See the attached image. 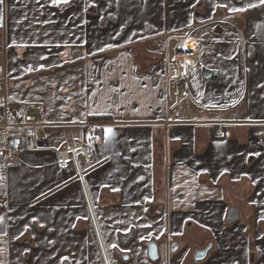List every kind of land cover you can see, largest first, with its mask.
<instances>
[{"label": "crops", "instance_id": "0c3cea01", "mask_svg": "<svg viewBox=\"0 0 264 264\" xmlns=\"http://www.w3.org/2000/svg\"><path fill=\"white\" fill-rule=\"evenodd\" d=\"M2 13L11 94L47 123L0 181L3 264H99V242L115 250L123 236L128 249L156 240L159 259L114 264H194L206 247L198 264H264L259 0H5ZM171 37L196 56L168 77ZM149 41L165 56L136 52ZM97 116L108 119L80 160L83 184L58 152L83 144Z\"/></svg>", "mask_w": 264, "mask_h": 264}, {"label": "built area", "instance_id": "2783aa9c", "mask_svg": "<svg viewBox=\"0 0 264 264\" xmlns=\"http://www.w3.org/2000/svg\"><path fill=\"white\" fill-rule=\"evenodd\" d=\"M176 41L173 59L179 64L182 60H191L196 52L186 47L181 49V39L171 37L167 43ZM169 58V57H168ZM167 64L170 65V59ZM11 79L6 63L0 64V181L7 179L9 172L17 166L22 152L36 149L37 145L46 138L47 123L43 117L42 107L37 104L19 102L11 94ZM171 113L173 115H171ZM174 112H170V118ZM102 122H85L81 127L85 130L83 144L58 152L59 168L65 169L73 163L81 174L80 160L91 161L98 141L97 130ZM7 204L6 196L0 194V207Z\"/></svg>", "mask_w": 264, "mask_h": 264}, {"label": "flooded vegetation", "instance_id": "af4514ba", "mask_svg": "<svg viewBox=\"0 0 264 264\" xmlns=\"http://www.w3.org/2000/svg\"><path fill=\"white\" fill-rule=\"evenodd\" d=\"M184 83L182 82L183 87ZM171 115H173L171 113ZM93 220L96 223V217L93 215ZM95 227V226H94ZM95 229V234L98 236L100 234V231ZM125 236L122 237L120 243H119V248L115 250H111L110 248H106L104 246L103 242H99V246L97 248V256H98V261L99 264H114L113 257H117V259L123 263L131 261L132 259V253L133 252H142L143 250L146 251V254L148 255L149 259L152 260L153 262H156L159 259V251H158V243L156 240L150 239L146 241L145 243H142L139 246H134L132 249H128L127 247L129 246L128 242L125 241ZM150 247H156V259H152L149 255ZM123 249L124 251H121ZM113 255V256H112ZM63 264V263H62ZM65 264H71V263H65ZM195 264V263H194Z\"/></svg>", "mask_w": 264, "mask_h": 264}, {"label": "rangeland", "instance_id": "374dc122", "mask_svg": "<svg viewBox=\"0 0 264 264\" xmlns=\"http://www.w3.org/2000/svg\"><path fill=\"white\" fill-rule=\"evenodd\" d=\"M181 49L182 47L184 48V41H181ZM175 44L176 41L172 40L171 41V48H170V66L171 68H169V72H167V76L170 77V75L173 72V68L178 67V64L176 63V61L173 59L174 56V49H175ZM136 52H156L157 54H164L167 52V48H166V43L164 42H154V41H149L148 43L144 44H140L138 48H136ZM3 62L0 61V64H2ZM182 83V82H181ZM66 130V128H62V131Z\"/></svg>", "mask_w": 264, "mask_h": 264}, {"label": "snow or ice", "instance_id": "6c2138e0", "mask_svg": "<svg viewBox=\"0 0 264 264\" xmlns=\"http://www.w3.org/2000/svg\"><path fill=\"white\" fill-rule=\"evenodd\" d=\"M4 2L5 0H0V27H3V13H2V9H3V6H4ZM61 0H53V3H60ZM63 3H68V0H62ZM259 4L260 5H264V0H259ZM257 5L255 4H249L248 7L249 8H252V7H256ZM246 9L245 8H231L230 11H233V12H243L245 11ZM29 71H32L33 69L31 67H29L28 69ZM113 132V130L111 128H107L105 129V135L108 136V135H111ZM256 155H259V153H256ZM2 219V218H0ZM261 219H264V217H261ZM141 239L143 240L144 237H141ZM111 247L115 248L117 247L116 244H112ZM121 251H124L123 249H121ZM65 260H67L68 258L67 257H64ZM0 264H3V261H0Z\"/></svg>", "mask_w": 264, "mask_h": 264}, {"label": "water", "instance_id": "95a60500", "mask_svg": "<svg viewBox=\"0 0 264 264\" xmlns=\"http://www.w3.org/2000/svg\"><path fill=\"white\" fill-rule=\"evenodd\" d=\"M212 71L208 70V69H204L203 70V76L206 78H209V76L211 75ZM150 251H149V255L152 259H156L157 255H156V247H150ZM210 247H206L204 249H198L194 252V261L195 264H198L199 262L204 261L209 253Z\"/></svg>", "mask_w": 264, "mask_h": 264}, {"label": "trees", "instance_id": "16d2710c", "mask_svg": "<svg viewBox=\"0 0 264 264\" xmlns=\"http://www.w3.org/2000/svg\"><path fill=\"white\" fill-rule=\"evenodd\" d=\"M91 120L89 121H93V122H101V121H105L106 119H108L107 117L104 116H97V117H92L90 118Z\"/></svg>", "mask_w": 264, "mask_h": 264}, {"label": "bare ground", "instance_id": "6f19581e", "mask_svg": "<svg viewBox=\"0 0 264 264\" xmlns=\"http://www.w3.org/2000/svg\"><path fill=\"white\" fill-rule=\"evenodd\" d=\"M182 61H185V60H182ZM182 61H181V65H180L181 67L183 66ZM181 69H182V68H181ZM183 74H184V71H182V77H181L182 79H181V80H183ZM179 76H180V75H179ZM181 86H182V85H181Z\"/></svg>", "mask_w": 264, "mask_h": 264}]
</instances>
